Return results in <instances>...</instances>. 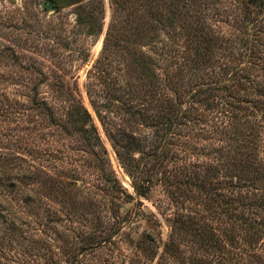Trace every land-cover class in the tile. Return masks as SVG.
<instances>
[{
    "label": "rangeland",
    "instance_id": "obj_1",
    "mask_svg": "<svg viewBox=\"0 0 264 264\" xmlns=\"http://www.w3.org/2000/svg\"><path fill=\"white\" fill-rule=\"evenodd\" d=\"M69 1L0 0V264H264V6Z\"/></svg>",
    "mask_w": 264,
    "mask_h": 264
},
{
    "label": "trees",
    "instance_id": "obj_2",
    "mask_svg": "<svg viewBox=\"0 0 264 264\" xmlns=\"http://www.w3.org/2000/svg\"><path fill=\"white\" fill-rule=\"evenodd\" d=\"M76 1V0H70L69 3ZM131 1V2H130ZM127 0L128 3H134L137 0ZM251 3L253 4H260L264 6V1L263 0H250ZM68 2H66V0H44V8L47 11H56L59 10L61 8H63L64 6L67 5ZM126 3V2H125Z\"/></svg>",
    "mask_w": 264,
    "mask_h": 264
}]
</instances>
